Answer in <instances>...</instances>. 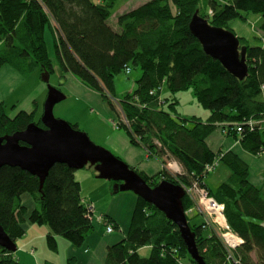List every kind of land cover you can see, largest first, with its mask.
Instances as JSON below:
<instances>
[{
	"label": "trees",
	"instance_id": "16d2710c",
	"mask_svg": "<svg viewBox=\"0 0 264 264\" xmlns=\"http://www.w3.org/2000/svg\"><path fill=\"white\" fill-rule=\"evenodd\" d=\"M94 1L0 0V68L9 65L24 76L38 68L51 74L45 31L53 38L62 72L77 77L110 105L115 77L139 68L135 90L119 102L124 120L117 127L124 130L131 145L142 147L147 158H155L161 165L156 174L147 177L141 173L140 177L151 187L162 180L183 187L184 211L193 209L187 190L194 185L204 188L224 206L227 223L243 240L233 252L234 259L238 264H264V186L249 182L248 165L235 152L221 154L207 143L219 131L224 137L238 136L250 154L264 152V47L248 45L238 37L248 70L239 80L203 52L188 27L196 11L209 25L228 31L231 20L244 21L243 13H253L260 16L264 43V0H228L224 4L207 0L204 13L199 0H149L118 16L116 30L108 21L121 0ZM162 85L173 95L190 90L209 116L205 120L181 117L176 99H161ZM250 117L256 124L252 129L245 126ZM33 121L32 114L23 112L9 118L0 104V136L23 130ZM37 125L43 127L40 121ZM169 159L180 164V173L166 170ZM218 162L231 173L212 191L205 179ZM207 166L212 169L207 171ZM73 172L64 164H55L39 188L36 176L17 167L0 168V226L15 244L27 226L44 225L48 227L45 242L52 251H57V237L78 251L87 246L95 220ZM102 217L104 230L107 226L119 228L111 217ZM186 218L203 263L223 264L221 241L211 229ZM144 247H150L148 256L139 252ZM15 252L0 248V264H21ZM184 259L195 264L176 225L136 196L127 231L107 247L104 264H181ZM75 262L76 256L69 254L66 264Z\"/></svg>",
	"mask_w": 264,
	"mask_h": 264
},
{
	"label": "rangeland",
	"instance_id": "374dc122",
	"mask_svg": "<svg viewBox=\"0 0 264 264\" xmlns=\"http://www.w3.org/2000/svg\"><path fill=\"white\" fill-rule=\"evenodd\" d=\"M147 1L149 0L119 1L115 12L112 14V18L109 20V24L112 25L115 16L118 18L119 15L136 8ZM218 1L219 3L224 4L226 0H218ZM94 2L100 3L101 0H95ZM199 6L201 12L203 13L206 12L208 9L207 0H199ZM208 11H209L208 13L210 14L211 10ZM243 15L245 16L244 21L240 19L231 20L228 23V28L231 29V31L237 38L238 37L244 38L247 41L246 43L248 45L264 47V43L261 39V32L259 30V25L261 20L260 16L253 13H243ZM45 36L46 38L48 37L46 40L47 52L54 69L53 74L50 76L49 82L51 85L54 86L58 85L60 90L66 96V99L64 101L55 104L53 108L54 118L64 120L73 125L75 124L77 128L80 129L82 132L83 130L87 131L90 137L95 141H100L103 144H105V140H106L107 147L111 149L113 152H111L108 148L104 147L106 148L105 150L106 151L109 150L108 152L120 158V156L118 155L121 154L118 151V149L114 147V145L118 147L121 150V152H123V141L121 138L122 135L124 134H125L124 136L127 135L123 129L114 128L117 127L118 124H120L121 119L124 120V116L120 110L119 102L123 99V97L127 93L135 89L136 87L135 81L141 76V71L139 70V68H131L130 74L129 73L126 74L125 72H122L115 77L114 96L111 97V99H109L111 101V105H112L111 106L108 103V100L105 97H103L100 93L91 89H90L91 91L87 89L88 92H90L89 94L84 93L83 91H81V89L73 87L68 80H65V75L60 70V66L58 64V60L54 52V45L52 38L49 33H45ZM59 83L63 84L64 86L63 85L61 86ZM41 85L43 87H46V85L42 82ZM23 89H25V92L22 91ZM32 91H33V87L23 85V87H20L14 93L7 94V100L8 102H10V104H13L14 103L13 101L15 100H17L19 104H21L22 101L19 100L21 99V97L24 101L27 95H29L28 99L35 97L33 96ZM0 96L3 97L4 95L1 93ZM76 97H78L80 101H77ZM160 97L161 99H168V98L176 99L178 101V106H177L178 114L183 118H190L192 116H197L200 119L205 120L208 116L207 110L203 109L197 103L190 90L179 92L173 95L170 92H168L165 85H162L160 90ZM78 103H80L81 106H84L83 105L84 103L86 104L87 112L89 113V115L86 114V116L84 117V115L81 113V107L79 106ZM21 109H24V105L15 107L13 109L6 108V111L9 118H11L14 117V115L18 111H22ZM90 109H92V111H90ZM64 117L67 120L64 119ZM38 118H36V120ZM97 145L99 146V144ZM145 156H147L146 153ZM151 159H155V158H151ZM173 162H174L173 160L170 159L167 160L165 162L166 165L164 167L171 174H178L175 173L178 172L175 169H177L176 167L179 168L180 164L176 163L174 165L175 169H171L169 167V164ZM220 170L225 171L227 169L223 164H219L212 172L208 174L209 176L208 180L211 182L212 187L214 186V183L219 180V176H222ZM87 171L89 170L88 169L76 170L77 173H82ZM249 171H251V174L256 171V169L252 164H250L249 166ZM96 182L97 184H102V186H104L106 190H108V188H110V190L109 192L107 191L106 193L107 195H106L102 188H98L95 185L85 184L84 186L85 191L87 193L89 192L91 194H94L95 197L97 198V204H96L97 207H95L94 205L95 207L94 216L95 217L102 216L103 214L105 215L108 212L114 215L122 224L127 222L131 208L129 207L128 200L124 198H127L125 196H130L131 193L122 192V193L112 194V190L114 189L115 184H111L110 186V182L104 179H96ZM190 194L192 195L193 198V209L190 208L189 210L191 211H184L186 217L192 216L191 219L193 221H196L195 223L197 222L201 223L205 228V230L211 229L212 232L214 233V236L216 235V237L221 241L224 248L223 264L226 263L230 264V262L233 264H238L236 259H234L233 252H235V249L239 248L243 244V240L239 235H237L232 230V228L227 223V220L224 215V206L222 207L219 213H214L213 211L207 210V207L205 206L204 203L205 200H203L204 194L202 191H196V189L193 188L190 190ZM223 222H225L226 227L223 225ZM95 225L101 226L104 229L105 227L103 225V218L97 219L95 221ZM32 228L33 231L32 232L30 231L28 236L27 237L24 236V237L28 239L31 238L33 244H29L24 248H22L19 244H17L18 242L17 240L16 244L18 245V250L14 253V257L21 264H44L46 261L55 264H66L68 249L70 247L69 243L64 238L57 237V251H52L47 247L45 242V236L48 232V227L44 225H33ZM106 233L104 234V238L107 236ZM114 233L120 234V230H114ZM88 245H92V244H89L88 242ZM98 245L99 243H97L95 249L92 248L94 249V251L91 260L86 258V256H84L85 264H95L96 261L99 260L101 255L103 256V252L100 246ZM92 249L90 246L88 252H91ZM149 251H150V247H144L139 252L142 256H148ZM252 256L254 258V253L252 254ZM225 257H226V261L224 259ZM194 262L195 264L197 263L196 261ZM75 263L83 264L82 251H80V253H78V255L76 256ZM180 263L194 264L189 262V260L187 259H184V261L180 260Z\"/></svg>",
	"mask_w": 264,
	"mask_h": 264
},
{
	"label": "water",
	"instance_id": "95a60500",
	"mask_svg": "<svg viewBox=\"0 0 264 264\" xmlns=\"http://www.w3.org/2000/svg\"><path fill=\"white\" fill-rule=\"evenodd\" d=\"M188 27L206 55L218 60L233 77L239 80L246 77L245 49L239 46L238 38L231 31L209 25L206 19L198 16L197 11ZM48 77L49 74L44 72L41 80L48 84ZM63 99L64 96L57 89L48 85L40 119L44 128L30 123L23 130L0 136V168L9 166L26 171L38 178L41 188L48 171L55 164H64L72 170H80L86 165L94 166L98 179L120 183L117 192H132L162 212L178 228L190 257L203 264L183 210V187L164 180L156 186H149L120 159L95 146L83 132L54 118L53 107ZM0 248L9 252L17 250L16 244L1 226Z\"/></svg>",
	"mask_w": 264,
	"mask_h": 264
},
{
	"label": "crops",
	"instance_id": "0c3cea01",
	"mask_svg": "<svg viewBox=\"0 0 264 264\" xmlns=\"http://www.w3.org/2000/svg\"><path fill=\"white\" fill-rule=\"evenodd\" d=\"M114 15H116V14H114ZM114 15H113V18H114ZM110 26L113 29H115V30L117 29L116 16H115V19L112 22V25L110 24ZM45 33H49V32L45 31ZM45 33H44V41H45V46H46V40H47L48 37L46 38ZM50 36H51V34H50ZM51 38H52V36H51ZM52 41H53V38H52ZM46 50H47V46H46ZM47 56H48V58L50 60L48 52H47ZM51 65H52V62H51ZM4 66H7V67H4ZM52 67H53V65H52ZM1 69H3V70H1ZM60 70H61V68H60ZM53 72L51 74L46 72V73L49 74L48 84H47V83H45V82H43L41 80V76H42V74L44 72H40L39 68L35 69L34 71L29 73L28 75L24 76L19 71L14 69L13 67H11V66L9 67V65H3L0 68V95L2 93L4 96L3 97L0 96V104L2 105L4 112L7 114L6 108L13 109L15 107L24 105V109H21L22 111H18L14 115V117L20 112H23L25 114H32V117L34 119V121L32 123L37 125V122L40 121L41 116L43 114V105H44V102H45V99H46V96H47V86L48 85H50L51 87L57 89L64 96V99L62 101H64L66 99L65 94L60 90L59 86L58 85L57 86L51 85L50 82H49L50 76L53 74ZM130 73H131V71L129 72V74ZM63 74L65 75V80H68L73 87L81 89V91H83L84 93H88V94L90 93V92H88V90H90V88H88L85 84H83L77 77H75L74 75H72L70 73H64L63 72ZM41 82L44 83L46 85V87H43L41 85ZM59 84L61 86L63 85L61 83H59ZM23 85L29 86V87H33L32 93H33V96H35V97L28 99L29 95H27L26 98H25V101L22 99V97H21V99H19L20 101H22L21 104H19V102L17 100L13 101L14 102L13 104H10V102H8V100H7V94L14 93L17 89H19L20 87H23ZM16 87H17V89H16ZM134 90L135 89H133V91ZM22 91L25 92V89H23ZM133 91H131V92H133ZM131 92H129V93H131ZM76 100L80 101L78 99V97H76ZM78 104L81 107V113L84 115V117L86 116V114L89 115V113L87 112L86 104L84 103L83 104L84 106H81L80 103H78ZM90 111H92V109H90ZM7 116H8V114H7ZM11 118H13V117H11ZM36 118H38V119L36 120ZM64 119H66V118L64 117ZM64 122H66V121H64ZM40 123H41V121H40ZM68 124L71 125L72 127L76 126L75 124L74 125L70 124V123H68ZM113 127H114V124H113ZM42 128H44V126ZM114 128L117 129L118 127H114ZM74 129L82 132L80 129L77 128V126ZM83 133L85 135H87L89 140L95 146H98L97 144H99L98 147L103 146L101 148H103V149L108 148L107 145H106V140H105V144H103L100 141L93 140L90 137L89 133H87V131L83 130ZM124 135H122V138H121L122 141H123V152H121V150L114 145V147L117 148L118 151L121 154V155H118V156H120V158L123 161L120 158L115 156L116 158H118L122 162H124L129 168H131L139 176L142 173L143 175H145L147 177H150V176L156 174L158 171L161 170V165H160V163H159V161L157 159L147 158V156H145V151L143 150V148L131 145L130 142H129L128 137L124 136ZM207 143H208L209 147L213 151L221 152V154L225 153L227 151L235 152V154L237 156H239L248 165V168H249L250 164H252L254 166V168L256 169V171L254 173H252V174H251V171H249V175H248L249 182L254 184V185H256L257 187L264 186V152L260 153L258 155L250 154L247 150H245L243 148L242 144L240 143V141L238 139V136L236 138H234V137H224L222 134L219 133V131H216L207 140ZM128 145H130V146H128ZM104 147H106V148H104ZM109 150L111 152H113L111 149H109ZM144 162H147V163H144ZM139 164H141V165H139ZM171 164L175 165L176 163L173 162ZM217 164L219 165L221 163L218 162ZM180 167L179 168L176 167L177 170H179V173L182 171V168L180 169ZM82 169H88L89 171L82 172V173H77L76 170H73L74 171L73 172V176H74V179L79 183L80 193H81V197L83 199V202L92 206V213L94 215V209H95V207H97L96 206L97 198L95 197L94 194H91L89 192L87 193L85 191V189H84L85 184L95 185L98 188H102L104 190L105 194L107 193V191L109 192L110 188H108V190H106V188H104V186H102V184H97L96 179H98L97 178L98 173L94 169V166L86 165ZM226 169H227V170H225L226 172L224 170H222V171L220 170L221 173H222L221 174L222 176H219V180L214 183L213 187L211 185V182L208 180L209 176H207V178L205 179V184L207 185V187L210 190L214 191L221 183H223V182H225L227 180V178L230 176L231 172H230V170L227 167H226ZM223 178H226V179H223ZM87 181H89V182H87ZM109 182H110V186H111V184H116V185L120 184V183H115L114 181H109ZM115 190H116V188H115ZM114 192L115 193H122V192H119V191L118 192L114 191ZM114 192L112 194H115ZM129 193H131V195L130 196H125L127 198H124V199L128 200L129 207L131 208V211H130V214H129V218L127 219L128 220L127 222L122 224L111 213H108L106 211L107 213L105 214V215L111 217L112 219H114L116 221V223L119 224V228H117L115 230H120V234L119 233L115 234L114 230H112L111 233H106L105 230L101 226H96L95 225L93 233L87 238V242H86L87 246H85L86 248L84 247V248H82V250L78 251V250H75V249H72L71 247H69L68 255L69 254H74L75 256H77L78 253H80V251H82L83 264H85L84 256H86V258L91 260L92 256H93V251H94L97 243H99L98 246H100V248H101V250L103 252V256L101 255V257L99 258V260L96 261L95 264H104L107 247H109L110 245H113V244L117 243L118 241H120L123 238L124 233L127 231V227L130 224L131 214H132L133 209H134V207L136 205V195H134L132 192H129ZM94 205H95V207H94ZM102 216H97V217L94 216V220L96 221L97 219L103 218ZM191 218H192V216H191ZM192 222L195 223L196 221L192 220ZM32 226L33 225H30L28 227V229H27V231H26V233L24 235L25 237L28 236L30 231L31 232L33 231L32 230L33 229ZM105 233L107 234V236L104 238V234ZM24 236L21 239H19L18 242H17V244H19L22 248H24L25 246H27L29 244H33L31 238L28 239V238H25ZM88 242H89V244H92V245H88ZM88 246L89 247L91 246V249L92 248H94V249H92V251L90 250L91 252H88L89 251V247ZM17 250H18V245H17Z\"/></svg>",
	"mask_w": 264,
	"mask_h": 264
},
{
	"label": "built area",
	"instance_id": "2783aa9c",
	"mask_svg": "<svg viewBox=\"0 0 264 264\" xmlns=\"http://www.w3.org/2000/svg\"><path fill=\"white\" fill-rule=\"evenodd\" d=\"M215 1L219 2L218 0H215ZM226 2H228V0H226L225 3ZM126 72H128V69H126ZM245 126L250 128V129H252L254 126H256V124L254 122H252V121H248V122H245ZM237 131L238 132L241 131V127L240 126L237 128ZM169 167L171 169H175L174 165H172V164H169ZM211 169H212V166H207L206 167L207 171H209ZM175 170H177V169H175ZM177 171L178 172H175V173H179V170H177ZM193 188L196 189V191H202L203 192V194H204L203 200H205L204 203H205V206L207 207V210L213 211L214 213H219L221 211L223 205L219 204L215 199H213L211 196H209L204 188H199V187H197L195 185H194ZM190 190L191 189H188L187 192L190 193ZM88 209L92 213V206L91 205H88ZM188 211H191V210H188ZM223 225L226 227L225 222H223ZM106 232L107 233H111L112 232V227L111 226H107L106 227Z\"/></svg>",
	"mask_w": 264,
	"mask_h": 264
},
{
	"label": "bare ground",
	"instance_id": "6f19581e",
	"mask_svg": "<svg viewBox=\"0 0 264 264\" xmlns=\"http://www.w3.org/2000/svg\"><path fill=\"white\" fill-rule=\"evenodd\" d=\"M116 9V8H115ZM114 9V10H115ZM128 12V11H127ZM124 14V13H123ZM122 15V14H121ZM120 16V15H119ZM110 20V19H109ZM116 21H117V17H116ZM109 22V21H108ZM109 24V23H108ZM110 25V24H109ZM117 26V25H116ZM252 120V117H250V118H247V119H245V122H248V121H251ZM17 246V245H16ZM197 248V247H196ZM198 251V250H197ZM198 254H199V252H198ZM199 257L201 258V255L199 254ZM201 260H202V258H201ZM195 261V260H194ZM202 262H203V260H202ZM199 264V263H198ZM204 264V263H203Z\"/></svg>",
	"mask_w": 264,
	"mask_h": 264
},
{
	"label": "flooded vegetation",
	"instance_id": "af4514ba",
	"mask_svg": "<svg viewBox=\"0 0 264 264\" xmlns=\"http://www.w3.org/2000/svg\"><path fill=\"white\" fill-rule=\"evenodd\" d=\"M115 188H117L116 184H115Z\"/></svg>",
	"mask_w": 264,
	"mask_h": 264
}]
</instances>
